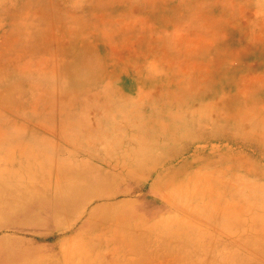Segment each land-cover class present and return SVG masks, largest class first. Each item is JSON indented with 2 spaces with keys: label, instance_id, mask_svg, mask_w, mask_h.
Wrapping results in <instances>:
<instances>
[{
  "label": "rangeland",
  "instance_id": "1",
  "mask_svg": "<svg viewBox=\"0 0 264 264\" xmlns=\"http://www.w3.org/2000/svg\"><path fill=\"white\" fill-rule=\"evenodd\" d=\"M65 16L73 20L71 25L63 26L61 19L65 21ZM69 26L79 28L85 41L90 37L99 40L103 35L119 36L104 48L100 45L102 51H98V56L103 59L101 62L92 59L87 67H78L77 72L80 71L84 77L90 78L95 74L112 77V85L125 88L122 97H132L130 108L133 111L146 114L150 110L145 100L152 98L156 101V97H159V101L172 108L170 113H177L181 118L180 111L186 108L181 109L180 103L202 97L213 87L218 95L217 100L225 97L228 101V97L236 102V107L229 111L226 109L227 115L252 108V117L264 121V0H0V62L8 59V62L5 60L3 69L15 74V64L19 65V69L22 64H34L39 58L41 75L46 72L51 79L59 82L60 70L69 64L75 49L76 37L72 28H66ZM26 35L32 37L27 44L25 41L29 37ZM26 45L30 49L27 54ZM210 48L213 53H206ZM236 67L238 70L233 72ZM226 71H232L233 80L223 78V81L219 78L213 81L216 75ZM236 72L237 76L234 74ZM212 75L214 76L210 80ZM9 81L8 87H2L1 97L8 99L15 95L17 102L0 104V125L15 123L18 127L5 133L22 135L30 132L31 137L27 141L29 143L39 142L41 145L43 137L53 141L56 149L70 150L72 147L60 142L61 138L53 132L60 127L58 98L53 99L50 106L54 111L51 120L54 128L46 132V129L36 126L32 118L40 111L44 112L47 107L42 105L43 90L41 89V108L38 112V107H35L34 111V104L40 97L38 92L31 91L37 89L28 83H23L26 87H22L17 86L13 79ZM13 107H27L32 111L27 115L15 114ZM220 122L224 123V120ZM2 134L0 141L5 138V134ZM131 138L130 134L118 133L113 141L84 143L91 146L96 144L102 151L107 145L108 151H112L115 149V142H131ZM145 139L147 138L143 140ZM143 140L139 141L142 143ZM159 143L160 141L155 140L153 145L158 148L164 146ZM21 144L7 150L10 155L15 154L14 162L20 172V167L28 160L23 157L24 146ZM100 145L104 146L101 148ZM239 147L241 148H235L232 157H210L209 164L199 160L189 165L186 162L190 161V153L180 155L184 151L180 149L177 160L172 164L176 167L173 170L175 172L171 174V171L159 179L158 176L163 175L160 169L146 171L154 163L153 158L145 155L139 162L137 149H130L128 154L106 159L108 165H103L104 162L98 159L103 157L102 152L98 156L85 151H77L73 156H62V151L56 152L50 160L45 161L46 166L42 165V161V175H51L55 179L59 173V165L62 170H79L84 160L93 164V167H103L107 180H101L108 182L105 184L106 189L111 186L113 191L115 189L117 192L125 191L129 194L115 197L113 206L109 204L103 208L95 205L100 203L101 197L108 195L109 191L106 189L104 194H97L83 202L80 205L81 214L92 211L95 222H89L86 229L84 227L78 234H62L49 221L41 224L40 208L31 207L33 215H30L29 210L28 215L15 212L8 217L7 212H1H5L6 208L0 210V264H101L104 260L101 256L117 254L120 245L122 256L129 260L133 255L137 264H216L215 251L207 249L209 242L222 245L225 241L229 243V239L239 244L240 241L229 231L221 230L223 233L220 234L209 229L208 227L215 228L212 226L213 217L205 213L232 206L227 201L233 202L242 196V191L229 195L223 187L224 184L227 188L232 186L231 182L236 187L239 185L249 188L255 184L264 186V160L259 155L251 154L245 146ZM127 148V144L123 146L124 150ZM73 150L74 147L71 151ZM34 155V158H39L42 154L36 150ZM4 162L0 169L6 167V161ZM69 162L75 164V168L62 164ZM163 163L164 160L161 165ZM128 169L135 172L127 171ZM35 171L40 170H34L33 175H40ZM243 196L249 200V195ZM216 201H220V204ZM253 205L255 210L262 211L259 213H264L262 201L256 200ZM114 206H123L119 210L125 216L132 215L142 230L144 225L150 229L153 227L150 232L151 238H154L152 250L133 253L131 247L135 243L125 242L132 238L128 231L121 238L115 237L116 240L103 242L109 233L107 226L111 231L119 227L118 222L113 219L120 211L111 210ZM110 212L113 218L111 221H104V217ZM225 212L229 214L231 211ZM242 212L244 213L243 210ZM203 213L204 216L200 219L195 216ZM32 216L36 218L33 219ZM170 217V221L177 227L184 229L187 226V229L194 232L206 231L202 238H195L196 245L200 246L196 252L192 253L188 247H184V242L179 241L180 238H187L179 235L181 233L175 232L174 236L162 235L159 228H155V223L165 222ZM38 222L40 224L37 226L42 227L34 229L33 226ZM83 223L80 222L78 230ZM220 223L224 226L231 224L226 218L220 219ZM247 223L253 222L246 216L240 219V224L249 228ZM177 233L179 234L175 235ZM108 237L114 239L112 235ZM148 239L147 236H142L139 238L140 244L143 245ZM172 239L177 241L171 244ZM18 252L15 259L5 257V254ZM224 258L226 262L229 261L228 257Z\"/></svg>",
  "mask_w": 264,
  "mask_h": 264
},
{
  "label": "bare ground",
  "instance_id": "2",
  "mask_svg": "<svg viewBox=\"0 0 264 264\" xmlns=\"http://www.w3.org/2000/svg\"><path fill=\"white\" fill-rule=\"evenodd\" d=\"M64 19L65 21H63V18L61 19V23L64 22L63 26L71 25L70 22L73 20L67 17ZM66 28H72L74 31L76 37L75 49L69 64L60 70L61 73L58 75L59 82H56L54 78L52 80L49 75H46V72L42 73L43 76L41 75V61L39 58L34 64L20 63L23 66L19 69L17 68L19 65L15 64V74L3 69V64L6 62L5 60L8 62V59H2L0 62V93L2 92V87H8L9 80L11 79L17 83V86L21 85L22 87H26L24 84L26 85L28 83L37 89V91H29L38 92L37 94L40 98L34 104L33 110L35 111V107H38L39 112L41 108L42 89L44 95L42 105H46L47 107L44 109V112L41 113L40 111L37 116H33L32 118L35 120L36 126L46 129V132H50L54 128L51 125L54 111L50 106L52 100L58 98L60 111L58 122H60V127L57 130H53V132L61 138L60 142L66 146L74 147L73 151H71L72 148L70 150L62 148L56 149V144L53 141L43 137L41 138V145H39V142L29 143L27 141L30 140V132L22 133V135L7 134L5 133L7 130L11 131V128L18 126L15 123L11 125H0V137L3 136L2 132L5 134V138L0 141V166L5 164L4 160L6 161V167L0 169V210L6 208L5 212H1L4 214L7 212V217L12 216L15 212L28 215L31 207L34 209L40 208L41 224H46L49 221L62 234L72 232L78 234L86 225L88 226L89 222H95L93 221L95 214L92 211L81 214L80 205L97 194H104V190L106 189L105 184H108V182L101 180H107L103 167H93V164L90 162L82 160V168L79 170L72 169L71 171H66L62 170L59 165L57 178L54 179V176L51 175H42V161H44L42 165L46 166L45 161L50 160L51 156L56 152L61 153L62 151L61 155L69 154L70 156L75 155L77 151H85L87 154L92 155H100L102 152L104 154L103 157L98 159L104 162L102 163L103 165H108L106 159H113L114 156L128 154L130 149H137L139 162H141L145 155L153 158L154 163L150 164L146 171L160 169L163 175L160 174L158 179L176 169L172 164L174 160H177L180 149L184 150L180 155L186 152L190 153L191 158H188L190 161L186 162L188 165L199 160L204 164H209L210 157H218L221 159L232 157L231 155L235 154V148H241L239 146H245L246 150L251 151V154L259 155L264 160V121L262 122L261 119L252 117L250 114V112H254L252 108H248L249 111H245L246 113L240 111L236 114L232 113L227 115L226 109L229 111L236 107V102L231 101L228 97L226 98L228 101L225 100V97L222 100H217L218 95L215 94L212 87L204 96L185 100L182 104L180 103V106H182L181 109L186 108V110L180 111L181 118L177 113H170L172 108L170 109L164 102L159 101V97H156V101L154 99L152 100V98L145 100V104L149 106L148 109L150 110L146 114L133 111L130 108L132 97L124 95L122 97L125 88L122 89L120 86L112 85V77H104V74L98 76L94 73L95 75L90 78V76L84 77L80 71L77 72L78 67H87L88 62L92 59L101 62L103 59L98 56V51L101 50L100 45L104 48L107 44L114 42L117 36L106 35L103 37V35L99 40L89 36L90 39L85 41L79 28L75 26ZM132 30H134V27ZM35 33H37V30H35ZM35 36L37 37L38 35L35 34ZM26 37H29L25 41L27 44L32 37L30 35H26ZM26 48L27 54L30 49L27 45ZM212 51L210 48V50H206V53L212 54ZM219 58H222V55H219ZM236 69L238 70L237 67L233 68V72ZM74 70H76V73ZM234 74L237 76L238 73L236 72ZM232 75V71L221 72L216 75L217 77L213 81L219 78V80L222 79L223 81L233 80L234 77ZM213 76H211L210 80ZM16 100L17 96L15 95H11L7 99L6 97H1L0 94V104H16ZM153 107L155 108L154 110L152 109ZM218 107H221V109L218 110ZM30 111L32 110L27 109V107L15 108V114L27 115ZM235 111H237V108ZM258 115L260 116V114ZM221 120H224V123H221ZM118 133L130 134L132 136L131 142H115V149H112V151H108L107 145H100L101 148L103 146L105 148L102 151L96 144L95 146H91L90 144L86 145L84 143L95 141L106 143L113 141ZM144 138L147 139L143 140ZM139 140H143V142L141 143ZM155 140L160 141L159 145L163 143L164 146L161 148L156 147L153 145ZM21 143H24V145ZM213 143L215 144L212 146L209 145ZM19 144L24 146L22 152L23 157H25L24 159H28L27 163L20 167L22 169L21 172L14 162L16 159L15 154L12 153L10 155L7 151L13 146H20ZM126 144L128 148L124 150L123 146ZM36 150L41 151L42 155L39 158H34V156L36 157L34 155V151L36 152ZM29 157L33 158L30 159ZM200 157H203V159H200ZM154 158L158 159L155 160ZM163 160L164 163L161 165ZM62 164L66 167L71 166V168H75V164L70 162L69 164ZM132 166L134 167V165ZM34 170H40L35 171L40 173V175H33L32 172ZM127 171L135 172V170L130 169ZM231 185L230 188H227L224 184L223 187L226 188V193L231 195L234 192L239 193L242 191V196L240 195L241 197L233 202L228 200L227 204L232 206L212 210V212L205 214L213 217L212 223L214 225L212 226L215 228L208 227L209 229L220 234L223 233L222 231H229L230 234L238 238L240 244L235 240V242H232V239H229V243L225 241L222 245L209 242L207 244L209 248L207 249L210 250L211 248L215 251L216 264H264V213H259L262 211L255 210V206L253 205L256 200L264 203V186L255 184V186L246 188L238 185L237 188L232 182ZM111 189V186L106 189V191H109L108 195L101 197L100 203L98 202L95 205L97 208H103L104 205L109 204L113 206L115 197L129 194V192H117V190L114 189L113 191ZM243 194L249 195V200ZM216 203L220 204V201H216ZM120 208H123V206H114L113 209L111 208V210L117 209L120 211L113 219L114 222H118L119 227L115 231H111L107 226L108 236L112 235L114 239L106 236L103 242L121 238L128 231L132 234L133 239L130 237L131 239L129 238L125 242L135 243V246L131 247L133 248V253L139 254L140 250L144 252L149 249L152 250L153 247L151 244L154 238H151L152 233L150 232L153 227L150 229V227L144 225V229L142 230L139 222L134 221L132 215H123V212L119 210ZM225 210L231 212L228 214ZM112 213L110 212L105 216L104 221H111L110 219L113 218ZM30 215H33L32 210ZM195 216L200 219L201 216H204V213ZM244 216L253 222L251 224L247 223L249 228L240 224V219ZM32 217L33 219L36 218V216ZM222 218H226L231 224L226 226L222 225L220 223V219ZM170 219L171 217L165 219V222L159 221L155 223V228H159V232L162 235L174 236L173 234L175 232L181 233L175 235H184L187 238H180L179 241L184 242V247H188V250L192 253L196 252V249L200 246L196 245L195 238H199V236L202 238L206 234V231L198 230L194 232L187 229V226L183 229L180 226L177 227L174 225L175 223L170 221ZM82 221L84 223L78 230L80 222ZM38 224L40 223L35 224L33 228L38 229L42 227V225L37 226ZM142 236L149 238L144 241L143 245L140 244L141 240H139ZM188 236L195 237L188 238ZM175 241L177 240L172 239L170 242L174 244ZM121 246H119L117 254L112 253L101 256L104 260L108 259L105 262L103 260L101 264H137L135 262L136 257L134 258L133 255L130 256L129 260L122 256ZM17 254L19 252L9 255L5 254V257L15 259ZM225 256L228 257V262H226ZM84 258L86 257L84 256Z\"/></svg>",
  "mask_w": 264,
  "mask_h": 264
}]
</instances>
